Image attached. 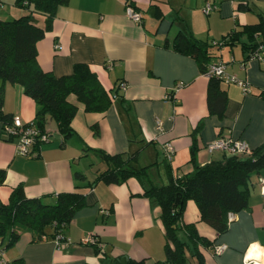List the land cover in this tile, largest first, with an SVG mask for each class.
<instances>
[{"label": "crops", "instance_id": "crops-1", "mask_svg": "<svg viewBox=\"0 0 264 264\" xmlns=\"http://www.w3.org/2000/svg\"><path fill=\"white\" fill-rule=\"evenodd\" d=\"M127 1L141 13L140 22L127 14ZM207 1L217 5L210 14L203 11ZM13 5L14 0H0V18L16 17ZM261 15L264 17V0H69L60 5L52 29L37 45L42 68L60 76L71 73L75 63L86 62L117 95L104 112L86 111L77 102L74 134L62 143L63 137L51 121L47 126L51 140L34 146L30 156L16 152L0 121V169L6 175L0 183L2 201L7 202L19 184L27 196L47 200L75 190L76 185L87 195V205L76 211L66 229L68 242L57 244L49 235L37 240L24 231L11 248L13 259L5 253L9 263L117 264V258L122 262L146 258L147 264H154L163 260L161 208L143 195L138 179L84 187L107 167L94 149L112 154L139 151L138 165L155 163L154 173L160 175V169L168 172L169 166L179 175L194 168L190 161L194 141L200 164L223 157L224 151L207 148L218 138L246 140L251 148L264 143V97L259 94L264 89V49L247 61L241 44H237L241 54L234 46L216 50L212 61L226 62L227 71L247 80L252 88L251 93H244L237 83L223 82L229 101L225 115L219 116L209 113V77L198 60L172 46L180 29L198 39L217 41L236 27L258 22ZM121 82L127 83L125 89ZM177 83L183 86L175 91ZM5 88L4 111L33 121L35 100L19 84L7 82ZM71 99L76 100L73 95ZM92 125H97L99 133ZM166 143L174 147L171 160L165 155ZM96 163V171H90ZM78 172L86 178L78 179ZM234 215L229 228L217 234L200 220L196 203L187 202L184 220L198 221L200 233L213 240L212 246L203 248L205 264H245L247 260L264 264V196L259 183L252 188L249 205ZM90 235L95 236L100 251L85 242ZM218 245L226 247L217 252Z\"/></svg>", "mask_w": 264, "mask_h": 264}, {"label": "trees", "instance_id": "trees-1", "mask_svg": "<svg viewBox=\"0 0 264 264\" xmlns=\"http://www.w3.org/2000/svg\"><path fill=\"white\" fill-rule=\"evenodd\" d=\"M68 1L14 0L24 13L11 19L0 18V121L4 136L6 125L14 119L12 114L4 111L7 82L21 85L24 92L35 100L37 111L33 121L41 131L49 134L50 140L52 135L47 126L54 121L63 137L62 143L75 132L72 121L78 111L77 102H81L86 111L97 112L106 111L112 104L117 91L112 94L88 63L77 62L71 73L58 76L52 70L43 69L38 60V42L52 29L60 5ZM127 3L135 7L132 1ZM237 44H241L246 53L245 61L264 49L262 15L258 22L236 27L217 41L198 39L189 30L180 29L172 42L174 50L195 57L202 72L213 62L217 49ZM223 82L218 76L209 77L207 100L210 114L224 116L226 113L229 98L227 90L222 88ZM259 94L264 97V89ZM72 95L76 100L71 99ZM92 126L95 133H99L97 125ZM41 143L38 140L35 146ZM191 149L193 170L174 175L168 166L169 180L164 184L155 183L152 178L155 163L137 164L139 151L112 154L94 149L107 167L84 187H94L99 182L120 184L134 177L142 184L143 195L161 208L165 258L154 264H205L203 248L212 246L213 240L200 233L198 221L184 220L187 202L193 200L200 220L213 227L217 234L223 233L231 222L229 213L249 205L252 188L264 176V143L252 148L250 153L224 151L222 158L204 164L196 160V141ZM5 177V170L0 169V183L5 181ZM76 177L80 180L86 178L80 172ZM75 187V190L58 193L54 200H47L45 197L27 196L22 184L15 186L7 202L0 198L2 240H6L7 246L13 245L24 231L31 232L37 240L45 235L56 237L58 233L67 240L66 229L76 211L87 205L86 192L77 190L81 185ZM180 231H183L184 239L180 237ZM115 260L117 264H147L146 258H128L124 262L118 258Z\"/></svg>", "mask_w": 264, "mask_h": 264}, {"label": "built area", "instance_id": "built-area-1", "mask_svg": "<svg viewBox=\"0 0 264 264\" xmlns=\"http://www.w3.org/2000/svg\"><path fill=\"white\" fill-rule=\"evenodd\" d=\"M217 7L211 1H207L205 6L203 7V11L206 14H210L215 8ZM126 12L127 14L134 20L140 22L142 19L141 13L135 9V7L129 3L126 4ZM256 56H259L256 55ZM254 56V57H256ZM227 64L223 60H217L211 62L206 71L203 74L207 77L211 76H218L222 80L227 83H237L243 89L244 93H251L252 88L250 83L247 80L239 78L236 74L229 73L226 68ZM127 83L121 82L120 87L125 89ZM183 86L182 83H177L175 87V91L180 89ZM169 96V95H168ZM116 97V94L113 95ZM170 97V96H169ZM158 127L162 129V125L160 121H157ZM5 136L11 141L15 143L16 152L22 156H30L33 154V148L38 140L40 142H49L50 136L46 131H41V129L36 125L34 121H23L21 117L14 116L13 122L11 124L6 125L5 127ZM207 148L210 152L215 150H222L228 151L231 153H250L252 148L250 144L246 140L241 139H233L229 137L218 138L210 143H208ZM174 153V147L172 143L165 144V155L167 159L171 160ZM259 184L261 193L264 196V176L259 178ZM234 213H229V220L234 218ZM57 244H61L62 242H68L67 240L63 239V235L58 233L56 235ZM63 239V240H62ZM85 242L96 244L97 240L95 236L90 235L86 237ZM226 246L225 245H218L216 246L217 252H222ZM0 264H8L7 259L4 257V249H0ZM245 264H250V260H247Z\"/></svg>", "mask_w": 264, "mask_h": 264}, {"label": "rangeland", "instance_id": "rangeland-1", "mask_svg": "<svg viewBox=\"0 0 264 264\" xmlns=\"http://www.w3.org/2000/svg\"><path fill=\"white\" fill-rule=\"evenodd\" d=\"M18 6H15V5H13L12 6V12H14V13H17L18 15H16V17H18V16H20L21 14H23L24 13V10L22 9V8H20V7H18ZM14 18V17H13ZM235 47V50L238 52V54H241V48H240V46L239 45H237V46H234ZM227 53L228 52H225V55H227ZM230 73H232L231 71H230ZM232 74H234V73H232ZM238 76V75H237ZM241 78V77H240ZM0 81H2L1 79H0ZM74 98H75V96H74ZM52 122L54 123V121L52 120ZM55 124V123H54ZM143 163V161L141 160V164ZM98 163H96L95 164V167L93 168V169H91L90 171H96V169L98 168V165H97ZM104 165L105 164H101V168H104ZM161 170V175L160 174H153L152 175V178H153V180H154V182L155 183H158V184H164V183H167L168 182V180H169V176H168V174H167V172L165 171V169L163 168H161L160 169ZM91 174H92V176H94V174L91 172ZM189 213V212H188ZM25 232H27V231H25ZM29 232V231H28ZM29 233H31V232H29ZM179 235H180V237L181 238H185V235H184V233H183V231H180L179 232ZM22 238V236L19 238V240L16 242V243H18L19 241H20V239ZM16 243H14L13 245H10V246H7V242H6V240H2V238L0 237V249L1 248H5V250H4V257L6 256L5 255V253H7V256L9 257L10 256V258L11 259H13V257H11V254H12V251H11V248L12 247H14L15 245H16ZM14 261V260H13ZM115 263V262H114Z\"/></svg>", "mask_w": 264, "mask_h": 264}, {"label": "bare ground", "instance_id": "bare-ground-1", "mask_svg": "<svg viewBox=\"0 0 264 264\" xmlns=\"http://www.w3.org/2000/svg\"><path fill=\"white\" fill-rule=\"evenodd\" d=\"M257 263H259V262H257ZM260 264V263H259Z\"/></svg>", "mask_w": 264, "mask_h": 264}]
</instances>
